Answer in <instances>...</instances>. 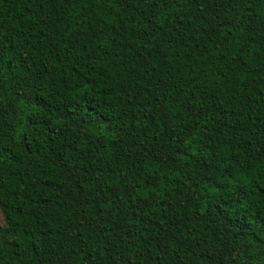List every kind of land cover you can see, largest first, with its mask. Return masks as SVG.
Returning <instances> with one entry per match:
<instances>
[{"label": "trees", "instance_id": "trees-1", "mask_svg": "<svg viewBox=\"0 0 264 264\" xmlns=\"http://www.w3.org/2000/svg\"><path fill=\"white\" fill-rule=\"evenodd\" d=\"M262 188L264 0H0V264H264Z\"/></svg>", "mask_w": 264, "mask_h": 264}, {"label": "snow or ice", "instance_id": "snow-or-ice-1", "mask_svg": "<svg viewBox=\"0 0 264 264\" xmlns=\"http://www.w3.org/2000/svg\"><path fill=\"white\" fill-rule=\"evenodd\" d=\"M162 2L164 3V6L167 7V0H162ZM151 6L155 7L156 4L153 3ZM157 30L163 32V25H161ZM101 175H102V171H101ZM97 178L99 179V177ZM261 190L264 191V188H262ZM81 227H83V225H81ZM93 231H95V229H93ZM9 236H10V232L8 231V228H7L6 219L3 215H0V243L8 242L9 245H14L15 241L9 240ZM81 244H84L83 240H81ZM84 246L87 247V245H84ZM81 252H84V247L81 248ZM85 255L89 258L88 264H95V262L91 259V256H92L91 251L86 252ZM138 255H143V253L138 251ZM150 258L151 257H149V259ZM126 264H132L131 260L129 259L128 261H126Z\"/></svg>", "mask_w": 264, "mask_h": 264}]
</instances>
